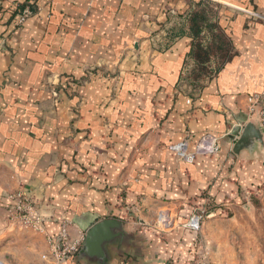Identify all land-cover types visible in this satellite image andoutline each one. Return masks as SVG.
<instances>
[{
  "label": "crops",
  "instance_id": "obj_1",
  "mask_svg": "<svg viewBox=\"0 0 264 264\" xmlns=\"http://www.w3.org/2000/svg\"><path fill=\"white\" fill-rule=\"evenodd\" d=\"M198 1L51 0L15 30L27 0H0L5 264H182L198 254L184 226L197 205L234 212L264 186V149L233 151L264 91V0H208L237 53L200 87L186 77ZM204 133L219 138L218 155L184 163L167 147ZM19 191L37 201L41 233L66 224L77 253L42 257L44 237L13 218ZM164 212L173 229L156 225ZM107 218L121 226L103 256H85L87 231Z\"/></svg>",
  "mask_w": 264,
  "mask_h": 264
},
{
  "label": "rangeland",
  "instance_id": "obj_2",
  "mask_svg": "<svg viewBox=\"0 0 264 264\" xmlns=\"http://www.w3.org/2000/svg\"><path fill=\"white\" fill-rule=\"evenodd\" d=\"M215 11L218 10L213 5L209 13L214 16ZM207 36L208 31L202 34V37ZM212 44L214 49L219 46L218 42ZM214 63L215 61L211 65ZM254 198L258 200V205L254 203ZM242 204L241 209L234 212L225 209L222 203L220 207L216 206L211 198L196 206V209L201 207L208 210L206 214H202L200 230L191 231L197 235L199 246L197 256L201 251L207 253L215 264H264V186L249 195ZM15 222L41 233L20 218L15 219ZM40 235L44 237L47 249L50 248L47 235L45 233ZM47 255L52 256L51 251L42 254V257L45 258Z\"/></svg>",
  "mask_w": 264,
  "mask_h": 264
},
{
  "label": "built area",
  "instance_id": "obj_3",
  "mask_svg": "<svg viewBox=\"0 0 264 264\" xmlns=\"http://www.w3.org/2000/svg\"><path fill=\"white\" fill-rule=\"evenodd\" d=\"M51 4V0H27L23 5H17V19L15 30L23 27L25 22L40 12L44 5ZM264 19L263 17H259ZM253 106L251 115L260 118L262 131L264 134V91L252 97ZM190 102V101H189ZM168 149L173 152L176 159L184 163H194L198 156L218 155L221 150L220 140L211 133L202 134L199 139L193 143V139L188 136L184 139L170 143ZM10 203L13 208V218H20L26 224L33 225L38 231L44 232V225L37 201L23 191L10 195ZM208 212L207 208H197L186 221L184 226L192 231L197 232L201 228L202 214ZM176 217L168 215L166 212L160 213L156 220V225L162 230L173 229L176 224ZM51 255L56 262L65 260L80 250L81 241L73 240L67 225L63 224L61 231L56 236L49 238ZM0 264H5L0 259ZM182 264H215L207 256V253H199L194 259Z\"/></svg>",
  "mask_w": 264,
  "mask_h": 264
},
{
  "label": "trees",
  "instance_id": "obj_4",
  "mask_svg": "<svg viewBox=\"0 0 264 264\" xmlns=\"http://www.w3.org/2000/svg\"><path fill=\"white\" fill-rule=\"evenodd\" d=\"M212 5L208 0H199L193 3L190 12V34L192 37V49L190 52L193 68L186 77L200 87L204 80L214 76L237 53L225 31L216 23L217 11L212 16ZM208 31L207 37H202ZM211 42V44H208ZM214 42H218V48H213ZM215 61L213 65L212 62ZM258 205V200L253 199Z\"/></svg>",
  "mask_w": 264,
  "mask_h": 264
},
{
  "label": "water",
  "instance_id": "obj_5",
  "mask_svg": "<svg viewBox=\"0 0 264 264\" xmlns=\"http://www.w3.org/2000/svg\"><path fill=\"white\" fill-rule=\"evenodd\" d=\"M258 149H264V134L260 118L256 115L243 128L239 139L236 141L233 151L239 155L243 151L253 153ZM121 223L114 218H107L93 225L86 233L84 240L85 256L104 255L103 245L112 237V228H119Z\"/></svg>",
  "mask_w": 264,
  "mask_h": 264
}]
</instances>
